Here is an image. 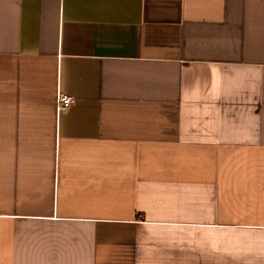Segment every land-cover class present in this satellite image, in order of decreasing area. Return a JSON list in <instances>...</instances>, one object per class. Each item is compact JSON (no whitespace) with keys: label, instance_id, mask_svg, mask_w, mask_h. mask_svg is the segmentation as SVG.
Listing matches in <instances>:
<instances>
[{"label":"crops","instance_id":"1","mask_svg":"<svg viewBox=\"0 0 264 264\" xmlns=\"http://www.w3.org/2000/svg\"><path fill=\"white\" fill-rule=\"evenodd\" d=\"M0 264H264V0H0Z\"/></svg>","mask_w":264,"mask_h":264},{"label":"built area","instance_id":"2","mask_svg":"<svg viewBox=\"0 0 264 264\" xmlns=\"http://www.w3.org/2000/svg\"><path fill=\"white\" fill-rule=\"evenodd\" d=\"M73 104V100L68 95H59L57 98V110L66 111Z\"/></svg>","mask_w":264,"mask_h":264}]
</instances>
